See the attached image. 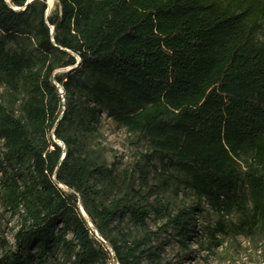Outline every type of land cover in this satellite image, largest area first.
Returning a JSON list of instances; mask_svg holds the SVG:
<instances>
[{
    "label": "trees",
    "instance_id": "1",
    "mask_svg": "<svg viewBox=\"0 0 264 264\" xmlns=\"http://www.w3.org/2000/svg\"><path fill=\"white\" fill-rule=\"evenodd\" d=\"M27 1L0 0V78L23 95L18 108L0 101L2 201L20 219L13 245L0 233V264H63L59 251L109 264V247L119 264H166L161 235L196 229L197 208L173 214L132 185L101 197L86 142L103 112L149 142L148 164L181 173L165 183L217 213L210 248L230 230H264V0H58L52 14ZM151 211L166 222L153 228ZM127 216L140 233L111 236Z\"/></svg>",
    "mask_w": 264,
    "mask_h": 264
},
{
    "label": "rangeland",
    "instance_id": "2",
    "mask_svg": "<svg viewBox=\"0 0 264 264\" xmlns=\"http://www.w3.org/2000/svg\"><path fill=\"white\" fill-rule=\"evenodd\" d=\"M32 1V0H31ZM48 6V0H45ZM58 0H54L52 6L47 9L49 14L59 11ZM259 36L262 34L259 32ZM11 47L16 44L11 42ZM69 67L58 70L59 74L68 71ZM62 109L66 107V93L61 89ZM22 94H15L8 87L4 78H0V101L8 107L18 108ZM55 137L52 135V139ZM64 150L63 142L55 138ZM137 135L129 132L126 127L118 124L113 119L106 116L103 112L98 131L89 135L86 142L88 148L92 150L96 160L103 168L104 174L96 176V181L103 189L101 197L107 202L116 192H122L127 186L132 185L140 189L143 194L148 196L150 202L156 205L169 204L173 214L181 210L197 208L196 229L185 237L181 235L178 228L169 227L166 234H162L158 241L163 248V255L166 264H264V230L255 236L236 234L234 231L220 234L219 245L210 248L208 230L212 228L219 216L207 203H198L192 192L185 187H178L176 181L165 183V176L173 174V179L178 178L181 173L166 160L157 156H150L151 162L148 164V155L151 154V147L147 140L137 144ZM6 151L4 140L0 139V158ZM4 167L11 170L13 166H19L14 162L3 161ZM24 170L29 169V162L20 165ZM19 166V168H20ZM147 177L148 183L143 180ZM4 170L0 167V233L12 243H15V233L20 227L18 214L12 212L2 201ZM67 193H72L70 188L62 185ZM131 196V194L129 195ZM79 211L86 212L80 200ZM83 213V212H82ZM87 213V212H86ZM85 213V214H86ZM88 214V213H87ZM151 226L156 228L166 222L151 211ZM238 215L233 214L226 219V222H237ZM111 236H128L139 234L140 229L135 227L128 216L120 221L116 219L109 229ZM72 236V233H69ZM106 237V236H105ZM108 238V237H106ZM3 250L0 244V254ZM63 264H71L58 253Z\"/></svg>",
    "mask_w": 264,
    "mask_h": 264
},
{
    "label": "built area",
    "instance_id": "3",
    "mask_svg": "<svg viewBox=\"0 0 264 264\" xmlns=\"http://www.w3.org/2000/svg\"><path fill=\"white\" fill-rule=\"evenodd\" d=\"M83 214L85 215V212L82 210ZM88 223H89V226L91 227V229L93 230L92 233H94V235L100 240V241H103L106 245H107V242L102 238V236L98 233V231L96 230V228L94 227V225L92 224V222L90 220H88ZM110 251H111V258H110V261H109V264H119L118 260H117V257L115 255V253L112 251V248H110Z\"/></svg>",
    "mask_w": 264,
    "mask_h": 264
},
{
    "label": "bare ground",
    "instance_id": "4",
    "mask_svg": "<svg viewBox=\"0 0 264 264\" xmlns=\"http://www.w3.org/2000/svg\"><path fill=\"white\" fill-rule=\"evenodd\" d=\"M54 0H48V9L52 6Z\"/></svg>",
    "mask_w": 264,
    "mask_h": 264
},
{
    "label": "water",
    "instance_id": "5",
    "mask_svg": "<svg viewBox=\"0 0 264 264\" xmlns=\"http://www.w3.org/2000/svg\"><path fill=\"white\" fill-rule=\"evenodd\" d=\"M30 2H31V0H28V1L26 2L25 6H26L28 3H30Z\"/></svg>",
    "mask_w": 264,
    "mask_h": 264
}]
</instances>
